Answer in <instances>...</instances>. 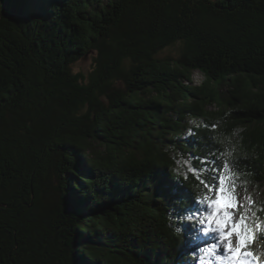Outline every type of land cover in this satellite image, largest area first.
Returning <instances> with one entry per match:
<instances>
[{"label": "trees", "instance_id": "1", "mask_svg": "<svg viewBox=\"0 0 264 264\" xmlns=\"http://www.w3.org/2000/svg\"><path fill=\"white\" fill-rule=\"evenodd\" d=\"M10 1L0 264H196L189 169L264 184V0Z\"/></svg>", "mask_w": 264, "mask_h": 264}, {"label": "snow or ice", "instance_id": "2", "mask_svg": "<svg viewBox=\"0 0 264 264\" xmlns=\"http://www.w3.org/2000/svg\"><path fill=\"white\" fill-rule=\"evenodd\" d=\"M212 164L210 171L189 169L206 191L196 196L195 204L201 207L187 219L193 220L199 214L201 218L195 223L202 226L200 231L215 233L222 244V248L213 244L201 251L213 255L221 264H260L261 258L252 250V244L258 239L257 230L264 232V220H254V212L249 215L256 202L250 195H240L238 188L242 182L235 163L223 160L221 164Z\"/></svg>", "mask_w": 264, "mask_h": 264}, {"label": "rangeland", "instance_id": "3", "mask_svg": "<svg viewBox=\"0 0 264 264\" xmlns=\"http://www.w3.org/2000/svg\"><path fill=\"white\" fill-rule=\"evenodd\" d=\"M91 64H92L91 59L87 57L76 65L75 70L82 71L84 73L90 72L92 69ZM193 73H194L193 81L195 84H198L203 77L198 72H193ZM122 87L124 86L122 85ZM213 109H215V107H213ZM241 182L242 183H240L239 188H238L240 195L241 196L250 195L253 198V200L256 202L255 205L252 206L250 209L249 215H251V213L253 212L255 213L254 209L257 208L256 206H259V203L260 204L264 203V184L244 185L245 184L243 183L244 181H241ZM245 188L247 189V192L245 191ZM262 213L264 214V208H262ZM255 217L253 218L254 220H255ZM199 218H201V216H197L196 219H199ZM262 220H264V218ZM201 227H202L201 225L197 224L198 235L195 238L196 247L194 250L195 252H197V257H196L195 263L196 264H221V262L217 260L213 255H210L207 252L201 251V249H205L209 245H213V244H216L220 248H222V244L219 243L216 234L215 233L205 234L204 232L200 231ZM260 233L261 231L257 230L256 235L258 239L256 240L255 243L252 244V250L255 251L260 256L261 258L260 264H264V238L259 239ZM221 254L223 253L221 252Z\"/></svg>", "mask_w": 264, "mask_h": 264}, {"label": "water", "instance_id": "4", "mask_svg": "<svg viewBox=\"0 0 264 264\" xmlns=\"http://www.w3.org/2000/svg\"><path fill=\"white\" fill-rule=\"evenodd\" d=\"M12 1L10 0H0V15H5L6 10V5L11 4ZM5 5V6H4ZM14 5V2H13Z\"/></svg>", "mask_w": 264, "mask_h": 264}]
</instances>
